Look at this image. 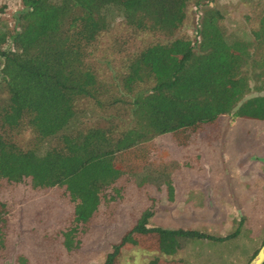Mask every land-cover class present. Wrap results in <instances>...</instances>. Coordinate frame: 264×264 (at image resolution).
I'll list each match as a JSON object with an SVG mask.
<instances>
[{"label": "trees", "instance_id": "16d2710c", "mask_svg": "<svg viewBox=\"0 0 264 264\" xmlns=\"http://www.w3.org/2000/svg\"><path fill=\"white\" fill-rule=\"evenodd\" d=\"M202 1L21 0L17 28L7 33L0 26V85L6 92L0 102V186L29 180L35 189L64 187L79 223L89 220L101 201L119 198L114 178L125 165L117 154L127 156L136 147V129L119 135L100 127L70 132L76 103L95 99L96 78L85 64L88 47L107 29L114 12L129 28L165 39L129 56L120 78L133 119L140 112L151 118L153 135L173 136L197 124L217 128L216 122L226 117L264 124V96L246 98L251 88L242 70L250 63L264 76V10L250 42L228 43L219 26L221 13L211 7L202 12L194 41L175 38L188 4L196 10ZM27 128L38 140L58 139V145L37 154L20 149L5 134ZM153 172L150 185L161 186L170 178V173L159 177ZM2 210L0 204V215ZM149 216L140 215L103 264H118L120 248L145 236L154 235L165 254L189 240H223L197 231L147 227ZM77 233L76 227L62 233L65 252L78 247Z\"/></svg>", "mask_w": 264, "mask_h": 264}, {"label": "rangeland", "instance_id": "374dc122", "mask_svg": "<svg viewBox=\"0 0 264 264\" xmlns=\"http://www.w3.org/2000/svg\"><path fill=\"white\" fill-rule=\"evenodd\" d=\"M198 6L195 10L188 4L175 38L194 41L202 12L211 7L221 13L219 26L228 43L250 42L264 0H205ZM20 10L21 0H0V26L7 33L17 28ZM111 16L113 20L90 44L85 59L96 78L95 99L76 103L70 132L100 127L119 135L136 129V147L127 156L117 154L119 164L125 165L114 178L119 198L101 201L89 220L79 223L64 187L35 189L29 180L3 183L0 264H103L112 246L144 212L150 214L147 227L197 231L223 240H189L165 254L154 235L145 236L132 247H121L115 263L248 264L264 242V124L226 117L216 122L217 128L197 124L178 130L175 138L167 133L153 135L151 118L140 112L133 119L130 95L122 90L120 78L129 56L165 39L129 28L117 12ZM250 66L247 63L242 69L251 88L246 98L264 96V76L259 77L261 70ZM5 96L1 84L0 102ZM5 134L20 149L37 154L58 145L55 138L38 140L28 128ZM215 134L217 138L211 141ZM154 170L159 177L170 173L168 184L150 185ZM73 227L79 245L67 253L62 233Z\"/></svg>", "mask_w": 264, "mask_h": 264}, {"label": "water", "instance_id": "95a60500", "mask_svg": "<svg viewBox=\"0 0 264 264\" xmlns=\"http://www.w3.org/2000/svg\"><path fill=\"white\" fill-rule=\"evenodd\" d=\"M248 264H264V242Z\"/></svg>", "mask_w": 264, "mask_h": 264}]
</instances>
